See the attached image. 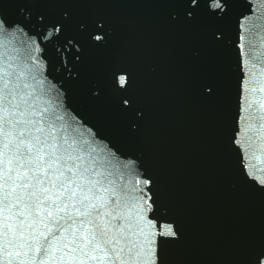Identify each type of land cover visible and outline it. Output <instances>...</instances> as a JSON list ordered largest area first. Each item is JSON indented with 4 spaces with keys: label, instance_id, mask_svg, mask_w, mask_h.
Listing matches in <instances>:
<instances>
[{
    "label": "water",
    "instance_id": "obj_1",
    "mask_svg": "<svg viewBox=\"0 0 264 264\" xmlns=\"http://www.w3.org/2000/svg\"><path fill=\"white\" fill-rule=\"evenodd\" d=\"M0 18L23 29L0 35V61H34L59 101L151 178L149 218L175 232L156 237L157 264H254L264 187L245 176L232 141L250 96L241 83L264 67V0H229L221 17L191 21L169 0H0ZM97 22L103 42L89 35Z\"/></svg>",
    "mask_w": 264,
    "mask_h": 264
},
{
    "label": "snow or ice",
    "instance_id": "obj_2",
    "mask_svg": "<svg viewBox=\"0 0 264 264\" xmlns=\"http://www.w3.org/2000/svg\"><path fill=\"white\" fill-rule=\"evenodd\" d=\"M169 2L186 21L221 17L229 7V0ZM52 28L59 33L63 25ZM102 28L97 22L91 39L103 42ZM17 29L0 18V35ZM36 70L34 61H0V264H157L156 237L175 232L149 218L151 178L59 101ZM251 77L241 83L250 96L232 142L245 176L264 187V67ZM115 84L126 88L127 74H117ZM121 105L131 110L127 97ZM254 106L258 116L249 115ZM125 172L137 177L131 188L118 182ZM254 264H264V253Z\"/></svg>",
    "mask_w": 264,
    "mask_h": 264
}]
</instances>
